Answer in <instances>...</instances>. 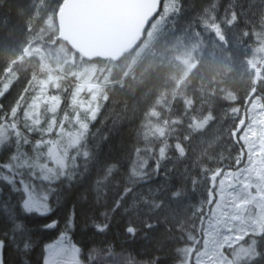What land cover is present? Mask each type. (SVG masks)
<instances>
[{"label": "trees", "instance_id": "1", "mask_svg": "<svg viewBox=\"0 0 264 264\" xmlns=\"http://www.w3.org/2000/svg\"><path fill=\"white\" fill-rule=\"evenodd\" d=\"M63 1L0 0V92L11 83L0 131L39 138L46 152L64 133L74 139V120L85 122L66 148L49 217L63 225L75 207L82 264H205L219 183L246 164L254 101L264 110V0H162L139 44L117 61L84 59L59 38ZM39 90L57 105L47 101L36 114ZM24 219L34 239L56 235L40 232V218ZM9 227L0 220V232ZM255 242L254 257L236 264H264V229ZM38 255L39 246L32 264ZM6 259L18 264L10 248Z\"/></svg>", "mask_w": 264, "mask_h": 264}, {"label": "rangeland", "instance_id": "2", "mask_svg": "<svg viewBox=\"0 0 264 264\" xmlns=\"http://www.w3.org/2000/svg\"><path fill=\"white\" fill-rule=\"evenodd\" d=\"M164 6L165 8H169L166 4ZM61 50L63 49L61 48ZM82 80L84 81V90L93 92L95 87L89 86V84H86L87 82L85 83V74ZM10 84L0 92V97L9 89ZM96 93L94 92L92 95L94 96ZM37 96L35 100L36 104L33 108L36 114L39 107L47 101L53 103L50 107L51 109L56 107L57 102L53 98H45L43 90H39V95ZM100 96L97 94V103ZM83 106H85V101H82ZM259 106L258 102L254 101L251 111L247 115V137H253L249 142L248 138L244 142L247 149L245 167L238 171H227L219 183L217 207L213 212V217L205 225L204 247L200 253L199 263H204L205 261V264H236L255 255V237L260 235L264 229V163L261 156V154H264V140L260 142V139L258 141L255 136H258L257 129L259 132V128L262 127L264 122L261 125L257 123V121L261 122V116L264 118V110L262 109V113H260ZM90 113L93 112L91 111ZM74 121L78 122L74 139H71V142H69L67 137L68 132L64 133L59 141H54L52 145H49L46 152H41L40 149L35 148L36 140L33 138L28 136L17 138L13 136L14 139H12L8 136L6 130H1L0 152L4 150L2 153L7 154L13 149L18 152L24 148V142L28 141V147L31 148L32 152H35V157H42L45 160L49 158L57 176L62 171L66 173V152L68 155L66 148L68 149L71 144H76L78 139L84 134L86 128L84 121ZM35 157L33 159V166H35ZM233 204L235 206H237L236 204L240 205L233 211ZM228 217L229 219H227ZM67 243L68 249L59 257L60 261L63 264H82L80 261V249L77 251L76 245L73 246L71 242Z\"/></svg>", "mask_w": 264, "mask_h": 264}, {"label": "snow or ice", "instance_id": "3", "mask_svg": "<svg viewBox=\"0 0 264 264\" xmlns=\"http://www.w3.org/2000/svg\"><path fill=\"white\" fill-rule=\"evenodd\" d=\"M235 15L233 9L232 16ZM43 144L44 141L38 138L35 148L44 150ZM28 145L29 142L25 141L19 155L15 149L7 154L0 152V220L6 218L10 224L8 229L0 232V264H8L6 251L9 248L18 254V264H32L31 254L37 246H39V264H63L59 257L67 251V242L75 246L73 239L76 227L75 207H72L63 225L58 218L49 219V217L53 216L55 210L53 195L59 191L57 185L65 179L66 173L62 171L57 176L51 161L35 157V152L28 151ZM34 157L35 166H33ZM74 180V175L68 176L64 186L70 188ZM59 199L60 197L57 196V203ZM33 216L44 221L39 225L41 233L56 232V235L50 239L40 237L34 239L33 229L26 228L24 219ZM151 226V224L146 225V227ZM94 227L97 231H101L104 226L94 225ZM127 231L130 235H134L133 229L129 228ZM76 250H79L78 246ZM154 260L158 264L159 257Z\"/></svg>", "mask_w": 264, "mask_h": 264}, {"label": "water", "instance_id": "4", "mask_svg": "<svg viewBox=\"0 0 264 264\" xmlns=\"http://www.w3.org/2000/svg\"><path fill=\"white\" fill-rule=\"evenodd\" d=\"M161 0H64L59 38L88 60L117 61L141 38Z\"/></svg>", "mask_w": 264, "mask_h": 264}, {"label": "bare ground", "instance_id": "5", "mask_svg": "<svg viewBox=\"0 0 264 264\" xmlns=\"http://www.w3.org/2000/svg\"><path fill=\"white\" fill-rule=\"evenodd\" d=\"M168 25V24H167ZM152 52V51H151ZM129 61V60H128ZM119 65V64H118ZM107 66V65H106ZM17 83V82H16ZM63 97V96H62ZM68 101V100H67ZM68 105V104H67Z\"/></svg>", "mask_w": 264, "mask_h": 264}]
</instances>
